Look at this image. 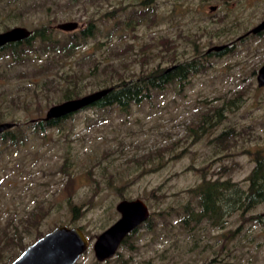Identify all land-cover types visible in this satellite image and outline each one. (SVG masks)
<instances>
[{
  "label": "rangeland",
  "instance_id": "374dc122",
  "mask_svg": "<svg viewBox=\"0 0 264 264\" xmlns=\"http://www.w3.org/2000/svg\"><path fill=\"white\" fill-rule=\"evenodd\" d=\"M59 2L60 6L53 4L9 23L10 28L21 25L34 30L47 24L61 40L85 29L89 18L103 23V29L87 38L74 56L41 74L24 76L27 69L9 65L8 54L0 59V122H22L28 133L18 147L0 145V236L13 231L7 225L10 219L17 221L35 210L44 214L39 225L44 233L58 225L83 228L90 245L76 264H208L211 259L213 264H264V202L246 218L236 212L227 215L222 227L203 223L184 227L176 213L192 201L190 189L203 173L246 188L245 178L254 165L249 151L264 149V88L257 86L253 73L264 62V37L239 38L264 19V0ZM211 6L216 8L210 10ZM105 13L110 15L104 17ZM66 21L78 22L77 28H56ZM116 22L118 31L107 37ZM223 44L231 49L219 56L207 53ZM205 55V72L190 75L183 86L170 84L156 90L128 110L85 109L45 133L33 132L26 124L43 118L51 105L63 101L55 92L49 105L45 100L40 109L34 104L33 90L46 78L58 80L57 68L87 73L82 96L104 88L101 79L112 72H103L104 65L132 76L192 57L203 60ZM41 56L29 67L44 64ZM96 60L97 74L90 76L85 67ZM229 99L225 119L215 127H198L207 109ZM224 130H231V137L219 145L214 139ZM69 177L74 179L70 190ZM69 197L83 212L75 220ZM121 197L144 200L156 226H140L112 259L98 262L92 243L119 217L115 206ZM257 214L261 221L248 220ZM33 236H26L24 242L30 243Z\"/></svg>",
  "mask_w": 264,
  "mask_h": 264
},
{
  "label": "trees",
  "instance_id": "16d2710c",
  "mask_svg": "<svg viewBox=\"0 0 264 264\" xmlns=\"http://www.w3.org/2000/svg\"><path fill=\"white\" fill-rule=\"evenodd\" d=\"M59 1L60 0H0V25L4 27V30H7L10 28L9 23L14 24L19 22L25 15L43 12L42 10L45 7L46 9H49L53 4L60 6ZM69 1L74 2L79 0ZM222 1L227 3L232 0ZM108 15L110 14L105 13L104 17ZM116 17L117 16H114L113 18L116 19ZM105 20L106 19H104V21ZM136 22L139 23L140 19L138 18ZM102 25L103 23L97 24L95 18H89L85 29L61 40L54 37L53 29L49 25L42 24L32 30L33 35L31 34L27 39L20 42H11L0 47V59L8 54L9 65H21L27 69V71L22 73L24 76L29 73L41 74V72L44 73L46 69L48 70L53 66H57L60 61L74 56L75 52L80 50V48L86 44L87 38L95 37V35L102 32ZM118 27L119 24L116 22L115 27L106 33L107 37H110L114 32L118 31ZM259 35L260 34H258V36ZM230 49L231 48L228 47L223 51L212 53L219 56ZM41 55H44L45 57L43 59L44 64H39L30 68V62L34 63L36 58L41 59ZM207 55L204 56L203 60L192 57L174 63L171 67L157 65L150 70V72L141 71L137 75L132 76H126L123 73L118 72L117 68L111 64L104 65L102 66L103 72L104 70H111L112 72L105 78L101 79L103 86L104 88L113 87V89L104 97L81 110L70 113L61 118L44 120L40 117L31 119L26 124L31 127L33 132L45 133L48 128L64 125L67 119L73 118L76 113L85 109L95 108L100 110V112L104 109L111 110L113 108L119 109L120 111L128 110L133 104H139L144 100L149 99L156 90H163L170 84L183 86L190 75L205 72L208 68L206 59ZM174 60V58H171V61L174 62ZM98 65L97 60L92 62V65L88 64V66L85 67V69L88 70V75H96ZM56 71V74L59 77L58 80L46 78L42 81L43 85L41 87L35 89V91L33 90L34 104H36L38 109L41 108L43 100L49 105L52 101L51 95L55 92H59V100L64 101L80 97L82 94V88L87 85L82 84L87 76V73L83 70L68 72L57 68ZM114 78L116 79L114 80ZM235 99H240V96H236ZM229 102L232 103V99L226 100L219 106H212L207 109L206 112L202 114L198 127L206 129V127L211 128L219 124L225 119L224 109L228 108L227 105ZM1 119L0 116V120ZM98 119L99 121H104V116H99ZM10 122H14L15 126L0 134V145L18 147L27 139L28 133H25L24 129L21 127L24 123L15 122L14 119H11ZM230 137L231 130H224L216 136L214 140L219 145H225L230 140ZM249 153H253L254 165L245 178L247 187L244 188L239 183L228 178L221 179L220 177H207L203 173L201 175V181L194 188L190 189V193L193 196L192 201H188L184 204L182 206V211L181 209L176 210L182 226L193 227L194 225H200L203 223L208 226L222 227L227 215L236 212L238 217L246 218L248 212L258 204L264 202V149H257L253 152L249 151ZM148 156L151 157L150 155ZM73 183L74 179L69 177L66 183V188L70 190ZM121 198L124 199L125 197ZM68 207L73 213L74 220L83 214L81 207L72 201V197H69ZM153 214L154 213H150L148 219L139 225L134 231H137L142 225L146 226L148 229H153V227L156 226L153 222ZM158 215L163 214L158 213ZM260 217V214L251 215L248 217V220L261 221ZM43 218V213L33 210L20 216L17 221H15V219H10L7 222L8 226H13V231L11 233L4 231L0 236V264L10 263L31 242L40 238L44 234V232L39 230V225ZM18 225L21 226V228H19ZM80 228L83 230L82 227ZM32 235L34 236L30 243H25V237H30ZM125 242L126 241L123 243ZM129 247L133 248V245L130 244ZM214 260L215 259L209 260L208 264H213Z\"/></svg>",
  "mask_w": 264,
  "mask_h": 264
},
{
  "label": "water",
  "instance_id": "95a60500",
  "mask_svg": "<svg viewBox=\"0 0 264 264\" xmlns=\"http://www.w3.org/2000/svg\"><path fill=\"white\" fill-rule=\"evenodd\" d=\"M215 8V6H211L210 10ZM77 26L78 22L76 21H66L58 23L56 28L64 31H73ZM262 30H264V19L239 36V38L251 33L256 34ZM31 34V29L21 25L0 31V47L11 42L23 41L30 37ZM226 47V44L215 45L209 48L207 52L220 51ZM256 81L258 87H264V64L258 69ZM112 89L113 87L101 88L80 97L53 104L47 109L43 119L61 118L81 110L104 97ZM14 126V122H0V134ZM115 208L119 213V217L101 231L92 244L95 259L98 262L113 258L125 237L150 216L148 205L140 198L121 199ZM89 245L88 237L79 226L58 225L30 243L8 264H76Z\"/></svg>",
  "mask_w": 264,
  "mask_h": 264
},
{
  "label": "flooded vegetation",
  "instance_id": "af4514ba",
  "mask_svg": "<svg viewBox=\"0 0 264 264\" xmlns=\"http://www.w3.org/2000/svg\"><path fill=\"white\" fill-rule=\"evenodd\" d=\"M258 34H260L259 36H263L264 37V30H262L261 32H258V33H256V34H253V35H256V36H258ZM249 35H252V33L251 34H249ZM249 35H247V36H249ZM247 36H245V37H247ZM228 47H230V46H228ZM228 47H226V48H228ZM225 48V49H226ZM224 49H222V50H220V51H223ZM220 51H211V52H220ZM207 53H210V52H207ZM264 64V62L261 64V65H263ZM259 69V68H258ZM258 69L256 70V71H254L253 73L257 76V72H258ZM257 82V81H256ZM259 88H264V87H259ZM136 233V231H132L130 234H128L126 237H125V239L122 241V243L124 242V241H128V239H129V236L131 237L133 234H135ZM86 235V234H85ZM87 236V235H86ZM88 237V236H87ZM96 238V237H95ZM128 238V239H127ZM88 239H89V241H90V238L88 237ZM122 243L120 244V246L122 245ZM93 244V243H92ZM119 246V247H120ZM119 249V248H118ZM112 259V258H111ZM108 260H110V259H108ZM108 260H106V261H108ZM106 261H103V262H106Z\"/></svg>",
  "mask_w": 264,
  "mask_h": 264
},
{
  "label": "bare ground",
  "instance_id": "6f19581e",
  "mask_svg": "<svg viewBox=\"0 0 264 264\" xmlns=\"http://www.w3.org/2000/svg\"><path fill=\"white\" fill-rule=\"evenodd\" d=\"M33 35V34H32ZM253 35V34H252ZM32 37V36H31ZM27 41V40H26Z\"/></svg>",
  "mask_w": 264,
  "mask_h": 264
}]
</instances>
